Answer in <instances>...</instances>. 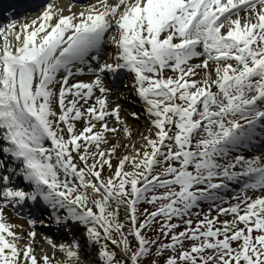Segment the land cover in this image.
<instances>
[{"label":"snow or ice","instance_id":"6c2138e0","mask_svg":"<svg viewBox=\"0 0 264 264\" xmlns=\"http://www.w3.org/2000/svg\"><path fill=\"white\" fill-rule=\"evenodd\" d=\"M30 7L0 20V264H264V0Z\"/></svg>","mask_w":264,"mask_h":264},{"label":"bare ground","instance_id":"6f19581e","mask_svg":"<svg viewBox=\"0 0 264 264\" xmlns=\"http://www.w3.org/2000/svg\"><path fill=\"white\" fill-rule=\"evenodd\" d=\"M38 11H39V9L36 10L35 14H38ZM23 17H24V16H23ZM29 18H30V17H29ZM130 96L132 97L131 94H130ZM134 98H135V101H137V98H136L135 96H134ZM121 103L123 104L124 107H127L129 110H134L135 105L128 104V103H126L124 100H122ZM137 104H139V103H137ZM140 109H141V108H140ZM141 123H142V124H145V122H144L143 120L141 121ZM139 126H140V125H139ZM133 127H136V125L134 124ZM144 127H145V125H144V126H140L141 129H143ZM8 216H9V214H8ZM9 219H10V220H14V221H18V218H17V217L13 218V217H11V215H10Z\"/></svg>","mask_w":264,"mask_h":264},{"label":"rangeland","instance_id":"374dc122","mask_svg":"<svg viewBox=\"0 0 264 264\" xmlns=\"http://www.w3.org/2000/svg\"><path fill=\"white\" fill-rule=\"evenodd\" d=\"M135 110L138 111L139 109L137 108V109H135ZM139 125H140V126H144L145 124H142L141 121H140V122H139ZM203 206L206 207V205H203ZM143 207H147V205H143Z\"/></svg>","mask_w":264,"mask_h":264}]
</instances>
